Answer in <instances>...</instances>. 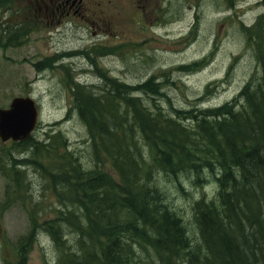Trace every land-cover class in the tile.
Returning <instances> with one entry per match:
<instances>
[{
	"label": "rangeland",
	"instance_id": "374dc122",
	"mask_svg": "<svg viewBox=\"0 0 264 264\" xmlns=\"http://www.w3.org/2000/svg\"><path fill=\"white\" fill-rule=\"evenodd\" d=\"M263 13L264 0H152L144 11L116 0L107 7L111 29L101 35L102 43L73 27L31 32L15 45L8 44L1 16L0 107L29 95L40 113L34 139L0 140V264H57V244L47 225L60 208L84 205L58 154L62 146L82 153L90 172L120 181L111 159L104 152L95 155L89 112L84 107L82 117L75 103L77 88L94 94L112 90L117 107L126 97L183 110L229 103L249 79L259 78L257 50L249 39L257 29L244 27ZM209 91L215 93L208 97ZM49 132H60L64 145L29 148V141ZM143 150L148 156V147ZM161 179L169 176L162 173ZM207 182L203 187L187 182L188 199L173 192V206L194 238L191 199L212 192ZM75 218L64 221L66 234ZM20 240H26L22 248Z\"/></svg>",
	"mask_w": 264,
	"mask_h": 264
},
{
	"label": "trees",
	"instance_id": "16d2710c",
	"mask_svg": "<svg viewBox=\"0 0 264 264\" xmlns=\"http://www.w3.org/2000/svg\"><path fill=\"white\" fill-rule=\"evenodd\" d=\"M263 18L264 13L244 27L257 29L249 39L257 50L259 78L249 79L229 103L183 110L126 97L117 107L112 90L76 89L80 115L85 107L91 118L95 155L104 152L111 159L119 182L90 172L82 153L65 147L60 132L29 141L30 149L64 145L58 154L84 202L83 208L66 206L68 212L60 208L47 225L57 244V264H264ZM208 177L215 185L211 197L191 199L194 238L173 206V192L188 199L184 185L201 186ZM70 215L76 221L66 234Z\"/></svg>",
	"mask_w": 264,
	"mask_h": 264
},
{
	"label": "flooded vegetation",
	"instance_id": "af4514ba",
	"mask_svg": "<svg viewBox=\"0 0 264 264\" xmlns=\"http://www.w3.org/2000/svg\"><path fill=\"white\" fill-rule=\"evenodd\" d=\"M116 0H0V17L6 26L10 41L17 44L27 40L29 33L42 29L80 28L88 31L102 43L101 35H107L111 26L107 16L109 3ZM135 4L141 11L152 0H124ZM91 29V30H90ZM95 41V39H94ZM7 107V105H6Z\"/></svg>",
	"mask_w": 264,
	"mask_h": 264
},
{
	"label": "water",
	"instance_id": "95a60500",
	"mask_svg": "<svg viewBox=\"0 0 264 264\" xmlns=\"http://www.w3.org/2000/svg\"><path fill=\"white\" fill-rule=\"evenodd\" d=\"M38 110L31 96H15L7 108H0V138L17 141L28 137L36 127Z\"/></svg>",
	"mask_w": 264,
	"mask_h": 264
},
{
	"label": "bare ground",
	"instance_id": "6f19581e",
	"mask_svg": "<svg viewBox=\"0 0 264 264\" xmlns=\"http://www.w3.org/2000/svg\"><path fill=\"white\" fill-rule=\"evenodd\" d=\"M86 136V135H85ZM73 148V147H72ZM84 162V161H83Z\"/></svg>",
	"mask_w": 264,
	"mask_h": 264
}]
</instances>
